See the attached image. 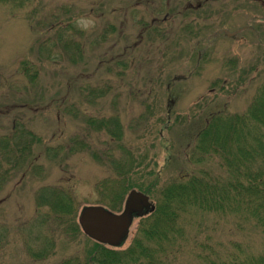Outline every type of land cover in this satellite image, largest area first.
I'll return each mask as SVG.
<instances>
[{
    "label": "rangeland",
    "instance_id": "obj_1",
    "mask_svg": "<svg viewBox=\"0 0 264 264\" xmlns=\"http://www.w3.org/2000/svg\"><path fill=\"white\" fill-rule=\"evenodd\" d=\"M263 83L264 0H0V264H58L93 245L42 219L44 187L69 190L79 222L85 206L121 212L132 189L155 203L174 178L222 172L192 156L196 134L213 112L244 113ZM25 128L31 158L11 170L1 147ZM124 157L140 187L115 210L102 186ZM177 227L163 264L264 255V233L234 216L192 211Z\"/></svg>",
    "mask_w": 264,
    "mask_h": 264
},
{
    "label": "trees",
    "instance_id": "obj_2",
    "mask_svg": "<svg viewBox=\"0 0 264 264\" xmlns=\"http://www.w3.org/2000/svg\"><path fill=\"white\" fill-rule=\"evenodd\" d=\"M103 126H108L107 120L99 128ZM113 135L121 137V133ZM36 139L27 129L15 138L13 135L4 138L6 145L1 147V156L11 170L28 166ZM196 155L198 162L204 158L218 159L222 172L207 168L167 182L159 189L154 208L137 216V231L126 249L118 247L126 243L128 236L116 248L85 234L93 245L83 256L74 255L58 264H163L162 258L174 245L175 234L180 233L177 227L180 216L192 211L234 216L240 225L252 222L264 233V83L244 113L209 115L196 134L192 156ZM113 164L120 172L103 182L101 202L117 210L127 188L140 184L130 180L134 172L131 159L124 157ZM36 205L38 211L43 210L44 221L64 227L75 237L82 234L75 201L66 188L59 185L42 188L36 196ZM33 255L40 257L44 253ZM220 264H264V255L241 258L234 254L230 262Z\"/></svg>",
    "mask_w": 264,
    "mask_h": 264
},
{
    "label": "water",
    "instance_id": "obj_3",
    "mask_svg": "<svg viewBox=\"0 0 264 264\" xmlns=\"http://www.w3.org/2000/svg\"><path fill=\"white\" fill-rule=\"evenodd\" d=\"M153 208L154 203L147 193L132 189L121 212L111 211L103 205L85 206L81 210L79 222L91 239L116 247L130 234L135 217Z\"/></svg>",
    "mask_w": 264,
    "mask_h": 264
}]
</instances>
